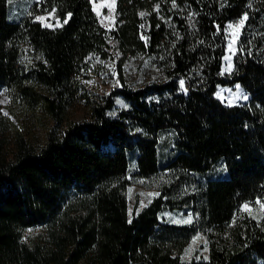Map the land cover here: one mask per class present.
Masks as SVG:
<instances>
[{"label":"trees","instance_id":"trees-1","mask_svg":"<svg viewBox=\"0 0 264 264\" xmlns=\"http://www.w3.org/2000/svg\"><path fill=\"white\" fill-rule=\"evenodd\" d=\"M49 11L58 26L36 20ZM245 14L234 67L223 72L227 25ZM101 62L112 64L117 86L89 102L87 120L65 125L80 76ZM235 84L246 102L216 96ZM2 86L56 123L40 147L18 138L14 156L0 159V264H264L255 203H264V0H116L112 27L93 0H37L16 21L0 0ZM164 129L175 132V148L161 164ZM131 157L159 190L133 217ZM220 160L225 176L198 178ZM184 208L191 223L159 219ZM42 224L46 245L23 241ZM199 232L208 257L183 260Z\"/></svg>","mask_w":264,"mask_h":264},{"label":"rangeland","instance_id":"rangeland-1","mask_svg":"<svg viewBox=\"0 0 264 264\" xmlns=\"http://www.w3.org/2000/svg\"><path fill=\"white\" fill-rule=\"evenodd\" d=\"M37 0H8V19L16 21L25 16L30 11V6ZM112 0H95L93 8L98 16L99 21L106 27H112L116 19V0L114 6L111 8ZM52 13V15H49ZM99 13V14H98ZM37 16H44L45 20L41 21L44 25L58 26L59 19L55 16L53 11L37 14ZM242 19V18H241ZM232 21L228 25H234L229 29L227 25L228 43L226 54L223 59L222 71L229 73L234 67V54L237 49V40L240 34L241 27H236L238 21ZM60 24V21H59ZM231 44V48L229 45ZM227 57V59H226ZM98 65V63H96ZM100 66H94L85 74L81 75L80 80V96L81 98L70 106L67 110L65 125L72 122L87 120L90 116L89 102L94 99H100L103 95L108 93L113 87L117 86V79L114 74V67L112 64H104L101 62ZM239 86V88H237ZM45 93V91H41ZM216 96L226 104H239L248 100V93L239 84L233 86H219L216 91ZM247 96V99L243 97ZM7 113L8 115H4ZM52 115L44 106L31 107L21 98L17 96L15 91L6 86L0 87V141L2 147L0 149V159H11L16 150V143L18 138L23 139L27 143L40 147L46 140L48 131L54 126ZM175 132L172 129H164L158 135V151L160 163H164L173 155L175 148ZM136 160L134 157L130 158L128 179L131 183L126 190L128 199V213L129 217H133L144 206H146L158 193L159 190L155 185H151L148 179L140 178L136 175ZM227 169L224 160L218 161L209 171L203 175H198V178L205 181L209 178H216L225 176ZM245 205V204H244ZM249 209L252 208L250 204ZM243 210H245L243 208ZM189 215L194 219L193 212L188 209H165L159 212V219L165 222L175 223L174 221L186 219ZM192 219V221H193ZM188 224V223H176ZM49 232L47 226L37 225L35 227L27 228L23 234V241L29 244L40 243L46 245L48 243ZM201 237L193 242L194 237ZM189 243L185 246L181 253L183 260L190 259H206L208 257V240L207 237L199 232ZM206 242V250H205ZM191 249V251H188Z\"/></svg>","mask_w":264,"mask_h":264},{"label":"snow or ice","instance_id":"snow-or-ice-1","mask_svg":"<svg viewBox=\"0 0 264 264\" xmlns=\"http://www.w3.org/2000/svg\"><path fill=\"white\" fill-rule=\"evenodd\" d=\"M9 2H11V0H9ZM93 2H95V0H93ZM172 2H173V6H175V0H172ZM114 4H115V0H112V4L109 5V7L111 8L112 6H114ZM156 10H157V11L159 10V5L156 6ZM98 14H99V13H98ZM49 15H52V13H49ZM140 15H141V16H144L145 13H141ZM68 16L70 17V16H71V13H69ZM247 19H248L247 14H245V15L243 16V18L240 19V20L238 21L236 27L243 26V25H244V22H245ZM36 20H38V21H44V20H45V17H44V16H37V17H36ZM101 22L103 23V21H101ZM64 23H67V19H65ZM57 24L59 25V21H57ZM45 26H47V27H51L52 25L49 24V25H45ZM141 27H143V26H141ZM233 27H234V25H231V24L228 25V28H229V29H231V28H233ZM229 47L231 48V44L229 45ZM226 59H227V57H226ZM180 84H181V87H183L184 81L181 80V81H180ZM237 88H239V86H237ZM243 98H244V99H247V96H244ZM4 115H8V114H7V113H4ZM255 203L258 204V205L260 206V209L264 210V203H261L260 201H256ZM243 208H244L245 210H249V205H248V204H245V205H243ZM249 214H251V210H249ZM254 218H255V217H254ZM192 219H193L192 216L189 215L186 219H183V220H177V221H174V222H175V223H191V222H192ZM198 239H201V237H199V236L194 237L193 242L195 243V241L198 240ZM205 250H206V242H205ZM188 251H191V249H189Z\"/></svg>","mask_w":264,"mask_h":264}]
</instances>
